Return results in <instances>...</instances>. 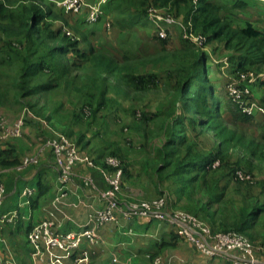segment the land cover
Returning <instances> with one entry per match:
<instances>
[{
  "label": "trees",
  "instance_id": "1",
  "mask_svg": "<svg viewBox=\"0 0 264 264\" xmlns=\"http://www.w3.org/2000/svg\"><path fill=\"white\" fill-rule=\"evenodd\" d=\"M151 8L164 10L186 25L190 22L191 34L205 37L207 45L222 46L224 52L234 53L229 58V71L233 75L264 68V33L251 23L244 28L234 26L224 17L231 9L215 0H115L113 24L129 31L137 25H147L150 23L148 9ZM60 19L55 6L45 0H0V101L12 102L16 99L12 95L19 93L20 98L37 97L34 103H28L36 117L50 113L51 117L46 119H52L53 115L61 114L68 121L70 117L72 125L75 121L86 125L92 134L91 139L103 146L95 161L113 156L122 162L124 188L130 165L122 154L120 142L106 140L99 125L106 123L104 119L107 117L102 112L113 109L121 96L138 102L139 98L135 97L138 94L145 95L150 89H158L159 85H154L156 76L142 73L151 61L138 56L128 42L116 54L107 48L96 49L89 41L82 42L66 34L56 24ZM154 40H158L160 48L150 55L153 62L160 58L168 60L177 73L176 92L172 96L174 106L169 120L172 125L168 126L160 147L154 149L158 159L155 165L157 176L181 184L179 201L187 199V204L195 205V208L186 205L177 209L206 220L216 232L243 233L255 246L264 249V233L257 235L253 232V226L264 213V205L259 206L258 200L255 204L245 200V206L234 205L233 211L230 208L227 215L223 194L217 193L223 191L221 176L226 175V179L239 186H248L251 180H238L237 172L241 170L243 176L250 174L253 177L255 171L264 172V134L258 137L236 130L237 123L249 120L250 116L242 114L236 106L223 105L219 92L216 94L217 86L210 80L212 72L208 56L195 44L181 38V47L170 51L168 40L156 36ZM56 94H62L63 98ZM39 99L46 100V103L40 106ZM178 104L183 112L180 115L176 110ZM262 104L264 107V98ZM130 112L136 116L135 108ZM97 120L98 125L95 124ZM140 121L139 128L144 134L139 151L145 153L148 142L144 137L149 133L145 129L150 118L142 113ZM62 132L81 148V138L70 131ZM41 139L42 143L45 137ZM22 160L16 158L13 148L2 151L0 171L11 165L17 169ZM217 173L220 176H216ZM262 187L264 193V182ZM206 190L210 193L204 192ZM198 192L208 196L204 205L202 199L193 202V195ZM218 202H221L218 207L220 219L211 210ZM20 218L19 212L16 225Z\"/></svg>",
  "mask_w": 264,
  "mask_h": 264
},
{
  "label": "crops",
  "instance_id": "2",
  "mask_svg": "<svg viewBox=\"0 0 264 264\" xmlns=\"http://www.w3.org/2000/svg\"><path fill=\"white\" fill-rule=\"evenodd\" d=\"M83 1L89 8L95 6L99 7L102 11V20L100 19L101 21L99 20V22L95 23L87 22V14L84 13L85 11L88 12L87 9L81 10L80 13L72 14L73 16L71 19L74 20L76 18L78 24L82 25L84 29H95L98 31L99 34L97 36H92L94 39L100 40L104 37L106 40L110 41L116 37V41L117 39L119 40L125 37V33H122L120 29L116 28L112 22V7L115 0ZM219 1L232 8H229L231 11L229 10L225 13V17L228 18L234 26L244 28L248 23H251L256 29L264 33V1ZM236 4L242 5L235 7ZM233 11L237 13L235 14ZM111 24L113 25L111 26ZM152 27L151 25H145L144 27L136 29L135 33L139 40L142 36L150 37V34H152V43L156 46L151 47L156 50L160 47L158 46L159 44L153 42L155 30ZM178 28H174L171 31V36L173 38L172 42L175 44L178 43V46L175 47L176 49L181 47V39H178L180 37ZM101 29L105 31L104 35L100 32ZM112 30L113 33L110 34ZM176 39H178V41H174ZM108 41L102 42V44L109 43L114 47L112 44L114 42ZM109 49L115 54L119 53V50L116 51L113 48ZM217 90L219 93L220 91L222 93L223 87H220V89L217 88ZM181 113L183 112L180 107L177 114L180 115ZM46 117L50 118L51 114L48 113L45 116H37L36 119H30L27 122L22 137L11 139L12 141L7 144H0V152L13 148L15 150V156L18 159L37 155L42 145L41 131L38 129L44 131V134L47 133L48 136L50 134L49 128H51L52 130L72 132L77 138H81L80 146L85 152L92 153L91 155H93L94 158H99L98 156L100 155L98 152L103 150V146L99 141L91 139L92 134L89 133V129H87L86 125H72L70 117L68 121V118H63L61 114H56V116L53 115L52 119H46ZM8 121L10 123L14 122L10 119ZM170 124L172 125V122L168 121L166 127ZM0 142L3 143L5 141ZM160 145L161 141L159 145L150 143L147 147L148 155H141L140 157L138 156V158L131 156V152L138 151L134 146L132 148H130L131 145L121 146L123 150L122 154L126 157L130 165L128 170V181L123 188V196L130 199H153L162 193L168 197L169 206L173 209L186 207V205L194 206L195 208V205L187 204V199H183L182 202L179 201L178 197L180 196L179 189L182 186L181 184H174L167 180H161L157 176L155 165L158 159L153 149L160 147ZM103 161V158L96 160L97 164H102ZM76 169L79 174L92 177L98 188L103 190L107 189V184L98 171L84 166ZM1 171L3 172V179L7 190L2 212L7 213L19 209L21 218L18 225H6L0 229V233L9 243V245L7 244L6 246V240L4 238V242L0 241V262L13 258L17 264H35L31 249L28 245V231L33 225L44 221L51 212H54L55 219L61 224L60 230L67 232L81 230L87 223L88 213L92 208H104V203L96 198L94 191L91 188L82 189L79 180H75V182L69 186V197H67L63 203L59 205L53 204L59 186V174L55 168L52 155L48 151L41 154L37 164L23 171H18L12 165ZM236 184V182L232 181L228 184L225 182L223 188H221L223 191L217 192L219 195L223 194L224 205L228 208L226 212L227 215H229L231 207L225 202L229 199V196L235 200L234 205H238L237 200L232 196V194H236L234 191L237 188L235 187ZM27 185L36 189V193L32 199L28 201L29 203H25L20 196L22 190ZM210 186L213 187L212 184ZM204 192L210 193L208 190ZM203 193H195L193 195V202H199L197 200L202 199V205H204L208 196H204ZM220 204L221 202L214 204L211 209L217 213L218 219L221 218L218 208ZM256 226L257 224L253 227ZM130 230H133V234L128 235L127 232ZM100 234L103 239V243L100 246L95 247L85 243L71 259L62 260V264L85 263L77 262L78 257L88 258V264H151L150 259L146 256L147 254H159L163 256L167 262L166 264H230L225 258H207L198 253L189 242L178 234V227L172 226L168 222L159 220H133L131 222H125L121 220L120 224L111 223L105 226L100 231ZM256 234L259 235L258 233ZM114 257H118L119 261L117 263H114ZM50 263L51 260L49 256H46L45 262H38V264Z\"/></svg>",
  "mask_w": 264,
  "mask_h": 264
},
{
  "label": "built area",
  "instance_id": "3",
  "mask_svg": "<svg viewBox=\"0 0 264 264\" xmlns=\"http://www.w3.org/2000/svg\"><path fill=\"white\" fill-rule=\"evenodd\" d=\"M59 5L74 13H79L87 7L83 0H63ZM87 8L89 9L87 22L95 23L102 17L99 7ZM149 17L150 21H153L159 28V23L168 25L177 23L185 30L187 27L191 32L190 22L186 25L182 20L174 18L164 10L151 8ZM189 35L193 37L194 34ZM194 36L197 37L195 38L197 41L205 38ZM250 94L251 89L248 86H243L242 89L235 88L232 91L234 102L238 103L243 108V112L249 116L253 115L256 107L250 103ZM30 119H36V116L29 108H25L12 123L0 115V141L22 137ZM49 129L50 134L42 142L39 153L24 157L17 170L23 171L37 164L41 154L48 151L52 155L59 174V186L53 204L63 203L69 197V186L75 180H79L82 189L91 188L94 191L96 198L104 203V208H92L88 213L87 223L79 231H61V224L55 219L54 212H51L44 221L33 225L27 240L35 264L45 262L46 256L50 257V264H62V260L71 259L85 243L95 247L100 246L103 243L100 231L111 223L120 224L121 220L125 222L133 220L168 222L172 226H177L178 234L198 253L207 258H225L230 264H264V249L255 246L247 235L235 231L216 232L206 220L187 211L171 208L166 195L154 199L125 198L122 186L124 169L120 159L109 156L104 159L102 165H98L95 158L83 152L72 138L63 132ZM82 166L98 171L107 184V189L98 188L92 177L79 174L76 168ZM239 177L242 180H250L248 175L240 174ZM35 193L36 189L27 185L20 196L25 203H28ZM6 196L3 172L0 171V229L9 224L15 226L20 212L19 209L7 213L2 212ZM127 234H133V230ZM0 241L4 242L3 238L0 237ZM146 256L151 264L167 263L161 255L152 257L151 254H147ZM88 260V258L78 257L77 262L88 264ZM113 261L117 263L118 257H114ZM0 264H17V262L10 258Z\"/></svg>",
  "mask_w": 264,
  "mask_h": 264
},
{
  "label": "rangeland",
  "instance_id": "4",
  "mask_svg": "<svg viewBox=\"0 0 264 264\" xmlns=\"http://www.w3.org/2000/svg\"><path fill=\"white\" fill-rule=\"evenodd\" d=\"M45 1L47 4H52L55 6L56 12L61 17V19L58 20L56 24H58L57 25L58 27L61 26L64 32L69 36H72L82 42L89 41V43H91L96 49L107 48L111 52L112 50H110L109 48H113L116 51L118 50L122 51L121 49L123 47V44H127L128 42L129 47L131 46L135 48V52L136 54H138V56L142 58H146L147 60L151 61L149 62L146 70H143L142 73L155 75L156 79L154 85L155 84L159 85L158 89H150L148 93H145V95L138 94L137 96H135L139 98L138 102H134L130 98L128 99L126 97L124 98L123 96H121L118 99V104L114 105L113 109L107 112L106 111L102 112L107 117L106 119H104L106 123H102V126L101 124L99 125L101 128H103V132L106 136L105 137L106 140H115L117 142L119 141L121 146L131 145L130 148H132L133 145H136L134 146V148L138 151L131 152L132 157L138 158V156L140 157L141 155H146L147 149L145 153L139 151V147L142 146V142H143L141 136L144 134V131L139 128L141 122L140 118L142 117V113H145L150 118V122L148 124L149 126L146 127L145 129V131L148 130L149 133L147 134L146 138L144 137V139L148 142V145L150 143L159 145L160 141L163 142L165 139V132L168 130V127H166V123L170 120L171 108L172 106H174L172 96L176 92L175 84L177 82V78H176L177 73L175 72L174 67H172V64L168 62V60H164L161 58L158 59L156 63L153 62L154 58H152V56L150 57V55H154L155 50L151 46H156V45L152 43V34H150V37L142 36L140 37V40L137 39L135 30L140 27H144L145 25H137L130 31L128 29H123V30L120 29L122 33H125V37L120 38L119 40L117 39L116 41H115L116 37L111 39L110 41L106 40L104 37H102L100 40H97L96 38L94 39L92 36L94 37L97 36L99 32L96 31L95 29H89V30L84 29L82 25L78 24L76 18L74 20L71 19L73 16L72 14H77V13L71 12L70 10L64 8L63 6H60L59 3L61 0H45ZM215 2L218 4H223L219 0H215ZM227 8H231V7L227 6ZM85 9L88 10V12L86 11L84 12L85 14H87V18H88L89 9L87 7H85L84 10ZM149 10L150 9H148V18L150 20ZM233 12L235 14L237 13L235 11ZM99 20L97 22H99ZM227 20L229 19L227 18ZM112 25L113 24H111V26ZM150 25L153 26L152 28H154L155 30L156 37H159L161 40H168L170 51L175 50L176 49L175 47L178 46V43L175 44L172 42L173 38L171 36V31L174 28L179 27L178 29L180 32V37L178 39L180 40L182 38L192 42L193 44H195L197 48H199V50H201L208 56V63L212 72L210 80L213 85L217 86L218 89H220V87H223L222 93L220 91L218 96L219 98L222 99L223 105L236 106L242 112V114L249 116L243 112V108L238 103L234 102L232 91L235 88L242 89L243 86L250 87L251 89V94L249 96L250 103L251 105L256 106L255 111L257 110V112L255 113L254 116H250L249 120L239 121L237 123L236 130L245 132L248 135L249 134L254 136L257 135L258 137H261L262 134H264V107L262 104L264 98V68L261 71L258 70L257 72H249L246 74H242L240 76L233 75L229 71L231 68L229 58L230 55L234 53L228 51L224 52L222 50L223 49L222 46H220L221 48L220 47L217 48L215 47V44L207 45L206 38L204 37H203L204 39L202 40L199 41L195 40V38L197 37H195L194 35L193 37H190L189 35L190 30L187 27L185 30L177 23L173 25H168L167 23H159L160 25L159 28L153 21H150V23H148L146 26H150ZM84 31H86L89 34H87ZM100 32L104 35L105 31L101 29ZM112 33L113 30L111 31L110 34ZM161 33L163 34V36ZM178 39L174 41H178ZM138 40L142 42H139ZM105 41L114 42L112 44L114 45L115 48L112 47L109 43L102 44V42ZM157 41L153 40V42L159 44V42ZM161 56H163V53ZM153 87L155 88L156 86ZM217 93L218 90L216 91V94ZM19 95L20 93L18 95L13 94L12 97L16 99L12 102L6 100L0 101V115L6 117L7 120L10 119L11 121L12 120L14 121L16 118H18L21 115L22 111L25 108H29L31 110L28 103H32V102L34 103L35 100L38 99L37 97L31 99L28 98L25 99L24 97L20 98ZM56 95L63 98L62 94H56ZM43 103H46V100L39 99L40 106ZM211 105L213 104L211 103L210 106ZM132 108H135L136 116H133L132 112H130V109ZM179 108H180V104L177 105L176 110L178 111ZM75 124L78 125L76 121L74 122V125ZM95 124L96 125L99 124L98 120ZM38 130L41 131L40 134L42 138L47 136V133L44 134L43 133L44 131L40 129ZM59 131L62 132V130ZM3 141L5 142L3 143L0 142L1 145L10 143V141L12 140H8V142H6L7 140H3ZM239 173L244 174L243 171L240 170L239 172H237V177L240 176ZM254 173H255L254 177L248 174L251 180L248 182H250L251 185L248 186H246L245 184L242 186H238L237 184L235 185V187H237L234 190L236 194H232V196L237 200V204L239 207H241L242 204L245 206V200H249L250 202H253V204H255V202L258 200L259 202L257 201V204L259 206L264 205V193L262 187V183L264 182V172L262 171L261 173H259L255 171ZM216 176H220V173H217ZM219 178L223 180L221 185L222 188L225 182H227V184L230 182V179L226 180L227 178L226 175L221 176ZM238 180L247 182L246 180H241L240 178ZM234 202L235 200L231 198V196H229V199L225 202L228 203V205H230L232 211H233L232 206L234 205ZM253 232L258 233L259 235H262L264 233V213H262V216L258 220L257 226L254 228ZM0 237L4 238L1 233H0ZM7 244L9 245V243L6 240V246Z\"/></svg>",
  "mask_w": 264,
  "mask_h": 264
}]
</instances>
